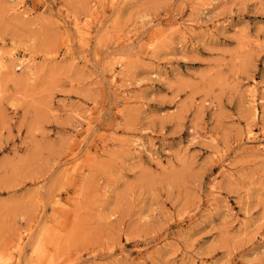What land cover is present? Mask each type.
Wrapping results in <instances>:
<instances>
[{
    "label": "rangeland",
    "instance_id": "374dc122",
    "mask_svg": "<svg viewBox=\"0 0 264 264\" xmlns=\"http://www.w3.org/2000/svg\"><path fill=\"white\" fill-rule=\"evenodd\" d=\"M0 264H264V0H0Z\"/></svg>",
    "mask_w": 264,
    "mask_h": 264
}]
</instances>
